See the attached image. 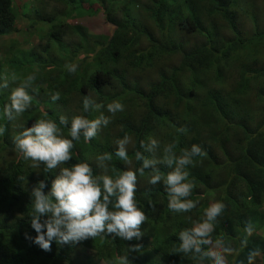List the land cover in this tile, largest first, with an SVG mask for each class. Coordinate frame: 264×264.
<instances>
[{"label":"trees","instance_id":"16d2710c","mask_svg":"<svg viewBox=\"0 0 264 264\" xmlns=\"http://www.w3.org/2000/svg\"><path fill=\"white\" fill-rule=\"evenodd\" d=\"M51 1L63 6L73 2ZM96 1L114 28L110 38L93 36L81 26L66 28L59 14L53 13L47 22L55 58L50 45L41 53L32 52L27 66L22 59L11 63L14 69L24 67L19 70L22 75L38 71L36 91L28 92L33 109L29 121L41 110L42 102L34 92L45 91L37 86L49 82L47 90L52 96L60 94L55 102L67 105L74 95L71 100L78 98V116L94 119L100 112L109 114L119 137L133 139V147L127 150L130 163H125L115 155L117 147L100 140L98 133L85 142L82 130L80 140L73 141L72 160L65 167L86 162L94 177L116 178L142 167L143 161L135 159L137 152L155 162L144 169L143 176L137 173L136 200L146 216L140 226L142 237L126 241L102 234L103 238L89 237L67 245L53 243L50 252L41 250L33 242L37 233L31 227L32 191L44 182L43 191L48 194L58 172L57 168L47 170L44 162L34 167L22 153L0 165V264H119L122 256L130 264H212L202 253H184L178 247L179 234L203 223L205 210L216 202L223 205V215L207 238L210 243L200 247L209 252L218 245L231 248V254L224 253L227 264H248L249 252L258 250L254 264H264V236L259 234L264 226V67L252 66L264 55V28L259 27L255 10L245 0ZM137 10H142L144 20L136 18ZM241 16L253 19V36H243ZM18 17L14 0H0V38L18 31ZM189 36L202 38L200 46L185 44L183 39ZM76 37V42L63 41ZM145 71H153L156 77L144 90L132 83L130 75ZM1 72L0 50V86ZM115 100L124 110L113 114L107 106ZM5 104L0 97L4 129L0 151L9 150L14 140L9 133L13 113L10 118L2 115ZM128 105L142 110L139 118ZM46 117L56 122L64 138L71 139L72 120L60 124L61 116L49 109ZM161 131L163 137L157 134ZM151 139L158 142L156 157L150 154ZM193 144L201 147L202 154L193 156V163L181 170L194 184L186 199L197 204L190 212L177 213L168 208L164 181L177 167L175 158L185 150L190 152ZM105 152L112 159L98 160ZM154 170H159L162 179L151 185L148 181ZM248 223L254 227L251 236L244 232ZM131 244H142V251L130 253Z\"/></svg>","mask_w":264,"mask_h":264},{"label":"clouds","instance_id":"9594fccd","mask_svg":"<svg viewBox=\"0 0 264 264\" xmlns=\"http://www.w3.org/2000/svg\"><path fill=\"white\" fill-rule=\"evenodd\" d=\"M74 71L75 68H71ZM34 79L33 76L28 77ZM7 87V84L3 85ZM60 98L57 92L52 96L53 100ZM10 103L5 104L2 115L10 118L12 113L24 112L31 104L32 97L25 91L24 87L15 88L9 97ZM88 102L85 101V109ZM109 112L115 114L124 110V105L118 100L109 103ZM109 118L101 115L95 119H85L81 116L72 118L69 135L71 139L62 138L61 130L54 120L41 119L36 124L20 133L15 138L17 149L23 153L25 160H31L33 166H38L37 162H44L47 170L56 169L58 166L72 160L73 141H79L81 131L85 142L91 141L103 124H109ZM64 116L60 117V124H67ZM4 129L0 127V133ZM130 138L125 135L124 139L117 141L115 155L125 163H130L126 145ZM151 144L155 146L157 141L151 139ZM143 147V143L141 144ZM166 151H171L170 148ZM202 154L199 145L193 144L190 152L185 150V154L175 158L176 169L169 172L165 179L168 192V208L174 212H190L196 207L197 202L186 199L192 193L194 184L189 181L188 173L182 171L184 166L193 163L192 157ZM98 160L110 161L112 154L105 152L97 156ZM137 161H143V165L135 171L128 170L122 172L118 177L109 175L96 178L93 170L86 162H78L71 167H62L60 175L52 181L51 190L44 193L46 183L40 182L32 191L34 201L32 204L31 227L37 233L34 243L43 251L50 252L53 243L57 245H67L79 242L89 237H104L102 234L113 235L122 240L139 241L142 237L140 226L145 222L146 216L138 206L136 200L137 173L144 175V169L149 168L155 162L142 156L140 152L135 155ZM168 163H173L172 159ZM162 179L159 170L149 178L151 185L158 184ZM102 182V184H101ZM115 198L113 201L112 198ZM111 205V210L110 209ZM206 220L198 224L189 231L179 234L181 241L178 251L188 253H202L208 257L212 264H227L224 255L216 252L204 251L200 245L208 244L214 231V224L223 215V205L216 202L210 205L204 212ZM47 217V219L42 218ZM46 230V231H45ZM244 232L251 236L254 227L248 223ZM197 237L202 238L197 240ZM221 252L231 254L232 249L218 245ZM142 244H131L130 253H140ZM259 251L254 250L248 254V264H254ZM119 264H130L128 257L119 258Z\"/></svg>","mask_w":264,"mask_h":264},{"label":"rangeland","instance_id":"374dc122","mask_svg":"<svg viewBox=\"0 0 264 264\" xmlns=\"http://www.w3.org/2000/svg\"><path fill=\"white\" fill-rule=\"evenodd\" d=\"M250 5L251 10H255L257 22L259 23V27L264 28V0H245ZM14 5L19 12L17 29L18 31L12 35L0 38V50H1V58H2V72H1V86H0V97L5 103H10V95L11 92L17 88L23 86L25 91L28 93L31 89L35 90V81L34 79L29 80V76L36 77L38 74L37 69H32L27 74H23L19 70L23 69H14L12 63L15 59H22L25 62V66H27L30 62H27L30 54L32 52H42L43 48L52 47L54 58L57 54L56 48L52 46L50 38L48 36L50 25L47 22L48 17H50L53 13L59 14L61 20L63 22L64 27L72 28L75 26H81L86 29L87 32L92 34L93 36H102L104 38H110L114 31V28L111 27L105 18V13L102 10L101 5L96 0H73L72 3L67 6H63L61 4L55 3L51 0H14ZM136 18L139 21L144 20L146 17L142 10H137L134 12ZM240 28L243 30V36L245 38L251 37L255 31V25L253 19L249 17H243L239 19ZM228 34V33H227ZM78 38L76 37L74 40L64 38L63 41L65 44L76 42ZM185 44L191 45H199L202 43V38L200 37H185L183 39ZM51 49V48H50ZM55 51V52H54ZM84 56H81L83 58ZM254 62V61H251ZM249 62V63H251ZM257 62V63H256ZM176 63V58L170 63L171 65ZM173 65V66H174ZM236 65V63H233ZM252 66L264 67V55L261 54L257 57V60L252 64ZM231 72L233 71V67H231ZM131 76L132 83H137L140 88L146 89L149 83V80L154 79L156 77V73L153 71H145L144 73H133ZM7 84V87H3V85ZM49 82L43 83L42 85H38V88L43 89L45 92H42L38 95V92H34V97L42 102L40 113L35 117L32 121H29L28 115H31L33 109H31V105L22 113L13 112V122L12 126L9 130V133L13 137V141H11V146L9 150L0 151V165L3 162L9 161L13 157H18L22 155L15 145V138L22 133L23 131L30 129L33 127L37 121L41 119L49 120L46 117V110L49 109L55 113V115L64 116L67 120L71 121L73 117L79 115L80 111L77 109V100H71V97L68 98L67 105H60L52 99V94L47 90L49 86ZM37 91H39L37 89ZM37 93V96L35 95ZM254 99L253 101H255ZM130 109V106H127ZM101 109V107H98ZM126 109V106H125ZM133 111V114L139 118L142 110L141 109H130ZM39 111V110H37ZM100 112V111H99ZM101 115V112H100ZM99 113L94 116V119L100 116ZM109 129L107 126L103 124L100 126L98 130V135L100 140L103 142H108L112 147H117V141L124 139L123 137H119V130L115 131L112 126L111 120L113 116H108ZM0 127H2V116L0 113ZM62 138H64L63 134L60 133ZM159 136L163 137L162 131L157 133ZM1 133H0V141H1ZM130 138V137H129ZM157 141V140H156ZM158 143V142H157ZM127 150H130L133 147V139L130 138L129 143L125 146ZM150 154L153 157L158 156L159 152L158 145L153 146L150 145ZM28 162H33L31 160H27ZM65 167L64 165H60L57 167L58 176L60 175L61 168ZM260 235L264 236V226L261 228ZM212 252H216L217 254L224 255L223 252L220 251L218 246L212 247ZM226 262V256L224 255Z\"/></svg>","mask_w":264,"mask_h":264}]
</instances>
